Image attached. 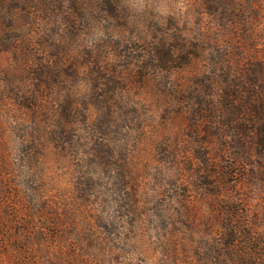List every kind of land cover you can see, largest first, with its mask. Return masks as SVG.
Returning <instances> with one entry per match:
<instances>
[{"label":"rangeland","instance_id":"374dc122","mask_svg":"<svg viewBox=\"0 0 264 264\" xmlns=\"http://www.w3.org/2000/svg\"><path fill=\"white\" fill-rule=\"evenodd\" d=\"M260 129L264 0H0V264H225Z\"/></svg>","mask_w":264,"mask_h":264},{"label":"trees","instance_id":"16d2710c","mask_svg":"<svg viewBox=\"0 0 264 264\" xmlns=\"http://www.w3.org/2000/svg\"><path fill=\"white\" fill-rule=\"evenodd\" d=\"M156 54L160 57L164 53L157 50ZM161 61L168 66L174 64L173 60H164L162 57ZM257 135H264L262 129L257 131ZM260 142L256 151L263 157L264 141ZM221 178L227 183L230 182V185L228 184L230 190L235 189L237 181H231L224 176ZM210 204L221 228L219 251L223 255L222 261L225 264H264V225L261 229H255L250 225L246 203L241 199L215 195ZM262 217L264 220V200Z\"/></svg>","mask_w":264,"mask_h":264}]
</instances>
